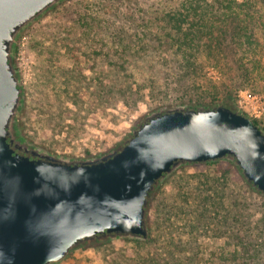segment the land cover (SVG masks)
<instances>
[{
  "label": "rangeland",
  "instance_id": "obj_1",
  "mask_svg": "<svg viewBox=\"0 0 264 264\" xmlns=\"http://www.w3.org/2000/svg\"><path fill=\"white\" fill-rule=\"evenodd\" d=\"M103 1L66 0L31 24L17 40L14 64L23 92L18 134L50 154L95 156L119 144L155 109L194 107L190 97L194 99L196 93L183 94L178 86H166L165 70L175 64L148 59L165 50L163 42H158L163 26L156 20L164 10L163 1L108 0L111 10L105 23L85 33L80 20L83 9ZM140 42L145 57H129V52V59L122 61L117 55L124 44ZM150 68L157 71L151 74L155 83L165 85L166 90L157 95L143 91V96L133 91L123 97L122 84L132 87L134 83L129 72H142L139 82L144 84ZM206 76L216 80L214 72ZM263 84L235 79L226 87L233 98L230 105L259 125L264 122ZM108 87L113 88L111 94ZM252 110L259 115H251ZM202 175L222 183L219 202L213 192L199 191ZM234 193L239 194L235 196L240 204L235 224ZM263 217L264 201L246 191L233 166L225 161L189 165L171 174L153 193L147 210L146 241L87 244L59 264H228L240 255H232L233 245L239 238L247 241L254 237V226ZM261 237L264 242V231ZM245 257L246 264H264V251L256 260L253 250L240 256L242 261Z\"/></svg>",
  "mask_w": 264,
  "mask_h": 264
},
{
  "label": "water",
  "instance_id": "obj_2",
  "mask_svg": "<svg viewBox=\"0 0 264 264\" xmlns=\"http://www.w3.org/2000/svg\"><path fill=\"white\" fill-rule=\"evenodd\" d=\"M66 0H0V264H59L95 242L148 239L156 189L187 165L227 162L264 197V131L231 105L149 112L104 153L72 158L21 138L20 35ZM18 136L29 156L11 148Z\"/></svg>",
  "mask_w": 264,
  "mask_h": 264
},
{
  "label": "trees",
  "instance_id": "obj_3",
  "mask_svg": "<svg viewBox=\"0 0 264 264\" xmlns=\"http://www.w3.org/2000/svg\"><path fill=\"white\" fill-rule=\"evenodd\" d=\"M161 1H163L164 10L160 15L158 14L159 17L156 20L163 26L158 42L159 44L163 42L165 50H162V54L158 51L153 53V56H149L148 59H152L154 63L160 59L166 65L171 62L175 64L174 67L170 66L165 70L166 86L170 84L178 86L183 94L196 93L194 99L189 96L190 102L194 106L210 107L220 102L225 105L231 104L233 98L226 87L235 79L264 82V0ZM110 7L108 0L87 5L80 17L84 32L88 34L95 28H100L101 23H105L104 17L111 10ZM140 43L129 46L124 44L117 55L122 61L129 59L126 56L129 52L131 53L129 57L133 55L139 58L142 54L144 55L143 44ZM15 51L16 48L14 53ZM122 71L121 73L126 75ZM156 72L154 68H150L148 72L150 75L144 84L139 82L142 72H129V77L134 79V83H131L133 86L122 84L120 93L123 97H127L133 94V91L140 96L144 95L143 91L155 92L156 95L165 91V85H158L151 76ZM208 72H214L216 80L207 78ZM112 89L108 87L107 93L111 94ZM262 89L264 90V87ZM253 122L264 131V122L260 125ZM216 163L204 165L211 166ZM193 165L195 164L190 166ZM234 169L236 170V167ZM236 172L238 173L237 170ZM238 176L250 195H255L264 201L263 196L246 185L239 173ZM221 184L219 179L202 175L198 189L200 192H213L212 196L219 202ZM235 194L239 195L232 194L234 224L238 222L236 210L240 206ZM254 231V237L247 241L239 238L240 241L233 245L232 255L234 257L238 253L240 255L232 258L228 264H246L247 257L242 261L240 256H244V253L247 254L249 250L250 252L253 250L255 260L259 259L260 252L264 251V242L260 241L264 231V217L254 226Z\"/></svg>",
  "mask_w": 264,
  "mask_h": 264
},
{
  "label": "flooded vegetation",
  "instance_id": "obj_4",
  "mask_svg": "<svg viewBox=\"0 0 264 264\" xmlns=\"http://www.w3.org/2000/svg\"><path fill=\"white\" fill-rule=\"evenodd\" d=\"M11 148L14 150L15 153L24 155V156H29V153H26L24 151V148H28L26 145L22 143L20 140V137L16 136L12 142Z\"/></svg>",
  "mask_w": 264,
  "mask_h": 264
},
{
  "label": "built area",
  "instance_id": "obj_5",
  "mask_svg": "<svg viewBox=\"0 0 264 264\" xmlns=\"http://www.w3.org/2000/svg\"><path fill=\"white\" fill-rule=\"evenodd\" d=\"M250 114L253 115V116H258L259 115V112H257L256 110H252L250 112Z\"/></svg>",
  "mask_w": 264,
  "mask_h": 264
}]
</instances>
